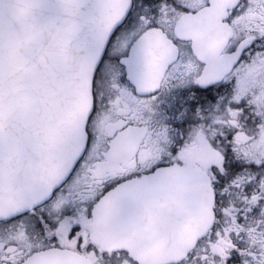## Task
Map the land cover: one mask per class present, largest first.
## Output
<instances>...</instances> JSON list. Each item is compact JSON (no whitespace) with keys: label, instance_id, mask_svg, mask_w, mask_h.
<instances>
[{"label":"snow or ice","instance_id":"obj_1","mask_svg":"<svg viewBox=\"0 0 264 264\" xmlns=\"http://www.w3.org/2000/svg\"><path fill=\"white\" fill-rule=\"evenodd\" d=\"M20 13L35 106L0 119V264H264V0ZM17 28L0 0V113ZM53 99L55 142L41 126Z\"/></svg>","mask_w":264,"mask_h":264},{"label":"water","instance_id":"obj_2","mask_svg":"<svg viewBox=\"0 0 264 264\" xmlns=\"http://www.w3.org/2000/svg\"><path fill=\"white\" fill-rule=\"evenodd\" d=\"M27 2L28 0H4L5 12L11 13L12 19L18 25L17 30L11 34L7 42V47L12 51L11 59L3 75V88L5 91L6 103L3 113H0V119H3L5 122H11L23 114L30 113L35 106L34 97L25 90L23 85V81L27 77V59L31 45L21 42L24 30V19L20 13V8ZM73 88V81L67 78L56 83L49 90L48 95L51 98H55L68 93L73 90ZM60 121L61 114L53 99V102L49 104V111L46 119L41 122L42 130L51 142H55L59 135ZM195 233V226L190 225L185 230L183 241L192 239ZM169 242V238L157 240L156 249H162Z\"/></svg>","mask_w":264,"mask_h":264},{"label":"flooded vegetation","instance_id":"obj_3","mask_svg":"<svg viewBox=\"0 0 264 264\" xmlns=\"http://www.w3.org/2000/svg\"><path fill=\"white\" fill-rule=\"evenodd\" d=\"M190 2L195 4V3L198 2V0H190ZM143 224H144V227L146 229H151L156 224V219L154 217H152V216H148V217L145 218Z\"/></svg>","mask_w":264,"mask_h":264}]
</instances>
